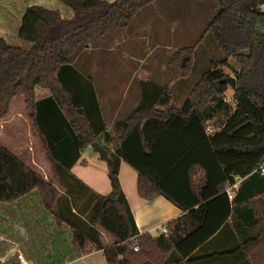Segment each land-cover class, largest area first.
Masks as SVG:
<instances>
[{
	"label": "trees",
	"instance_id": "trees-1",
	"mask_svg": "<svg viewBox=\"0 0 264 264\" xmlns=\"http://www.w3.org/2000/svg\"><path fill=\"white\" fill-rule=\"evenodd\" d=\"M58 1L63 12L28 5L17 13L14 37L0 35V121L9 115L12 99L22 96L62 190L0 142V208L13 215L15 202L31 199V215L44 214L48 227L69 230L70 253L64 258L92 245L107 264H264V175L257 169L264 160V0H212L218 10L204 32L220 55L210 58L182 104L173 98L171 81L140 80L138 103L114 122L115 135L106 128L92 75L80 72L71 55L126 28L155 0ZM229 58L238 69L226 101L221 67ZM194 60V47L175 49L168 61L173 77L188 76ZM35 87L47 95L35 98ZM93 141L110 159L106 194L71 171ZM121 161L137 172L143 200L164 196L183 211L163 224L166 233H139L119 183ZM236 181L229 199L225 189ZM41 221L35 225L43 235L48 228ZM102 231L115 238L112 245L102 243ZM29 238L21 243L25 258L46 264L40 260L45 244ZM10 240L18 242L16 236L0 240V257ZM0 264L22 263L9 257Z\"/></svg>",
	"mask_w": 264,
	"mask_h": 264
},
{
	"label": "rangeland",
	"instance_id": "rangeland-1",
	"mask_svg": "<svg viewBox=\"0 0 264 264\" xmlns=\"http://www.w3.org/2000/svg\"><path fill=\"white\" fill-rule=\"evenodd\" d=\"M31 4H44L62 10V4L58 0H0V35L13 38L18 25L17 13ZM217 10L218 5L212 0H155L139 9L126 28L113 29L105 36L95 38L87 46L77 48L71 55V60L80 72L90 73L96 78V87L103 106L113 103L116 99H120V102L124 91L129 98L133 97V93L139 89L140 80L143 79H150L161 84L171 81L173 98L178 104H182L195 82L209 68L210 58L220 55L219 48L212 36L204 32L206 24ZM181 46L195 48L194 65L188 76L184 77L178 74L173 77V73L168 67V61L173 51ZM237 69L238 65L232 58L228 59L226 66L221 67L224 74L232 77ZM35 88V98H40L48 93L47 90L40 87ZM231 93L232 88L228 85L225 99H229ZM115 95H117L116 99ZM11 104L12 109L9 115L0 122L1 130H3L2 133L0 132V140L10 152L44 180L52 181L59 190H62L57 184L51 165L47 164V160L43 156L40 142L32 129L23 97H14ZM128 106V102H126L121 117L128 113ZM19 119H23V123H20ZM26 119L27 121H25ZM109 129L114 134L111 126ZM88 151L83 153L86 165L78 164L73 173L79 174L78 169H84L86 175L88 174L96 180V185L91 183L96 187L97 192L106 194L110 191L106 162L100 158L97 152H93L91 147L88 148ZM93 155L98 160L94 161ZM196 171L195 182L201 175L199 169ZM26 203L23 202L20 207L15 208L18 210V217H16L17 215L14 217L8 215L0 208V214H4L6 217V222L3 225L7 227L5 228L6 233L9 232L10 224L12 231H15L16 226H30L35 223L33 221L35 218L30 222L29 219L25 221L24 215H31L28 206L32 205V200L28 199ZM40 216L39 219L43 222L48 221L44 214H40ZM34 227L36 225L32 226V228ZM106 234L108 233L105 232ZM1 236L4 234L0 233ZM104 242L106 243V240ZM6 244H11V242L7 241Z\"/></svg>",
	"mask_w": 264,
	"mask_h": 264
},
{
	"label": "crops",
	"instance_id": "crops-1",
	"mask_svg": "<svg viewBox=\"0 0 264 264\" xmlns=\"http://www.w3.org/2000/svg\"><path fill=\"white\" fill-rule=\"evenodd\" d=\"M92 79H93V84L95 86L97 98H98L100 105H101V111H102V115H103V118H104L105 123H106V128L111 134H113L111 132V130L109 129V127L110 126L112 127L115 121L125 117V116L121 117V114L124 111L122 109H123V106L126 102H128V105H129L127 107V111L129 109L128 113L136 106V104L138 103V100H139V96H140V88L137 89V91L135 93H133L134 95H133V97H131L133 99L129 98L124 91L123 96H122V100L120 102H119L120 99H116L117 95H115L114 98L116 100L113 103H111V104L109 103L108 105L103 106L100 99H99L98 90H97L96 81H95L96 78H94L93 75H92ZM143 80H145V79H143ZM35 90H36V88H35ZM45 95H47V94H45ZM11 105H10V111L12 109ZM13 109H14V107H13ZM128 113H126V115ZM25 121H27V119ZM19 122L23 123V119H19ZM30 122H31V120H30ZM13 124H14V120H13ZM31 124H32V122H31ZM25 126H27V124H25ZM32 129H33L34 133L37 135V133L35 132V130L33 128V125H32ZM0 132L1 133L3 132V130H1V124H0ZM37 139L39 140L40 145H41V149L43 151L42 144H41V141H40V138L38 135H37ZM0 142L2 143L1 140H0ZM2 145L4 146L3 143H2ZM89 147H91V146L90 145L86 146L81 151V155H80L79 159L76 161V163L71 168L72 172L78 164L79 165H82V164L86 165L85 159L83 158V153L89 152L88 151ZM93 152H95V151H93ZM43 154H44V151H43ZM43 156L47 160V158L45 157V154ZM92 158L94 160V158H95L94 155ZM96 160H98L97 157L95 158L94 161H96ZM47 164H49L48 160H47ZM78 171H79V174L76 173L75 175L78 178H80L88 187H90L92 190L97 192L96 187L92 184V183H94V184L96 183V180L94 179V177H91L88 174L86 175V172L84 171V169L79 168ZM106 172H107V169H106ZM118 179H119L120 186L123 190V193H124V195L128 201L130 209L132 211V214H133V217L135 219V223H136V226H137L139 233L148 232L152 235H157L160 233V227L163 224H166L168 221L175 219L176 217L183 214V211L181 209H179L176 205H174L172 202H170L164 196H157L151 200H143L137 193V172L135 171V169H133L125 161H121L119 164ZM20 203H21V201H17L14 203V207H13L14 208V212H13L14 214L12 215L13 217L16 215H17L16 217H18V214H17L18 210H15V208H17L18 205L21 206ZM24 216H25V221H26V219H29V222H30V220L32 221L34 218L35 219L33 221H35V222L37 220L38 221L41 220V219H39L41 217L40 214L34 215V216H31V215H24ZM0 217L2 219H4L3 223H2V225H4L6 222V217L4 216V214L3 215L0 214ZM47 218H48V221H44V222H43V220L41 221V225L45 226L46 229L48 228V231L46 233H44L43 235H42L43 231L41 229L38 230L37 227L32 228V226L35 225V223L31 224L30 226L29 225L28 226L25 225L23 227L16 226L15 231H12L11 224H10V226H9L10 228L8 229L9 232L4 234V236H1L0 240L6 236H16L18 239V242L15 240H10L11 244L6 245L5 253L0 257V261L4 262L9 257H16L17 258V252H19L23 255V262L17 258V260L20 263L32 264L33 263L32 260H27L25 258L24 251H23L22 245H21L22 242L26 241L30 237L29 238L30 241L35 239V241L37 242L39 247L42 246L41 244H43V243L45 244V248H42V250H41L42 253L40 254L41 255L40 260L42 262H46V264H50V263H54V264H107L102 250L97 249L96 247H94L92 245L87 247L85 253H83L81 255H78L75 257L69 256L67 258H64V255H66V253H68V254L70 253V251H69L70 246L67 245V243H69V240H70L69 230L67 228H64V227L63 228L61 227V229L56 228L54 230V228L52 226L48 227V225H44L45 222L51 221L49 216ZM5 228H7V227L3 226L2 230L5 231L6 230ZM50 230H52V231H50ZM24 231H25V233H24ZM1 234L3 235V233H1ZM101 235H102L101 241L104 245H112L115 242V238L112 235H110L109 233L105 235V231H102ZM104 240H106V243L104 242ZM53 241H54V243H52ZM108 241H109V243H108ZM53 244L56 246H54ZM60 261H62V262H60Z\"/></svg>",
	"mask_w": 264,
	"mask_h": 264
},
{
	"label": "water",
	"instance_id": "water-1",
	"mask_svg": "<svg viewBox=\"0 0 264 264\" xmlns=\"http://www.w3.org/2000/svg\"><path fill=\"white\" fill-rule=\"evenodd\" d=\"M222 81L227 83L232 89L235 87V78L232 76H225L222 78ZM90 146L95 152L99 154L101 159H103L105 162H110L106 149L98 141H93ZM200 193L201 192L199 190L198 194Z\"/></svg>",
	"mask_w": 264,
	"mask_h": 264
},
{
	"label": "built area",
	"instance_id": "built-area-1",
	"mask_svg": "<svg viewBox=\"0 0 264 264\" xmlns=\"http://www.w3.org/2000/svg\"><path fill=\"white\" fill-rule=\"evenodd\" d=\"M226 101H228V99H226ZM207 131H210L211 128L210 127H207L206 128ZM260 171H261V174L264 175V160L259 164L258 168ZM237 186H238V181H236L235 183L231 184V185H228L225 189V192L228 196L229 199L232 198L233 194H234V191L237 189ZM167 232V228L162 225L160 227V233H166ZM134 250H137L136 247L133 248ZM17 258L23 262V255L19 252H17ZM30 264V263H29Z\"/></svg>",
	"mask_w": 264,
	"mask_h": 264
}]
</instances>
